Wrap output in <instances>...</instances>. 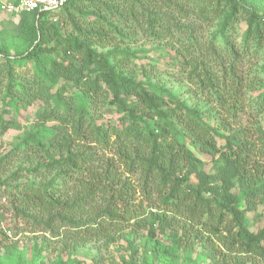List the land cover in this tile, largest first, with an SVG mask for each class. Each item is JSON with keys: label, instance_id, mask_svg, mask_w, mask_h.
Here are the masks:
<instances>
[{"label": "trees", "instance_id": "1", "mask_svg": "<svg viewBox=\"0 0 264 264\" xmlns=\"http://www.w3.org/2000/svg\"><path fill=\"white\" fill-rule=\"evenodd\" d=\"M20 15L17 33L0 31V87L27 97L60 87L56 134L15 148L43 159L12 175L39 178L11 187L14 208L71 227L75 248L124 240L133 264H180L177 251L197 244L222 264H264V225L253 232L247 216L264 204V126L231 119L248 107L264 114V90L247 99L262 81L239 67L264 59V0H68ZM176 19L191 44L172 30ZM204 28L214 33L202 45ZM139 32L168 39L177 65L192 68L188 80L207 91L203 102L189 104L138 57ZM194 50L203 57L189 58ZM67 85L77 97H65ZM195 150L216 159L214 172Z\"/></svg>", "mask_w": 264, "mask_h": 264}, {"label": "rangeland", "instance_id": "2", "mask_svg": "<svg viewBox=\"0 0 264 264\" xmlns=\"http://www.w3.org/2000/svg\"><path fill=\"white\" fill-rule=\"evenodd\" d=\"M20 20V14H7L0 11V31L6 35L17 33ZM179 23L181 21L178 19L174 20L172 30L191 44L193 42L189 35L191 31L184 28L187 27L185 22ZM244 28L245 25L242 24L240 31H243ZM213 33V28L202 29L198 36L199 43L202 45L207 43ZM167 40H158L147 36L144 32H139L135 39L136 42L131 43L130 47L132 50L139 51V58H146L156 63L153 65H157L159 68V78L173 91L180 89V96L186 98L189 104H195L197 101L203 102L207 91L200 92V89L188 80L191 66L186 65L181 69L177 65L181 58H174L176 55L174 49L165 48L164 43ZM176 46L178 47L179 44ZM192 53L193 56H188L189 58L198 53L203 57L201 51L194 50ZM210 58H212L211 54ZM215 64L217 65V62ZM239 67L245 75L256 76L262 81L261 90L250 92L247 95L248 101L251 98L256 100L257 95L264 90V59L244 62ZM62 84L64 85L63 82H61ZM58 87L60 85L47 90L43 89L41 93L31 94L29 97L21 93L8 95L5 86L0 87V161L4 159L0 165V264H16L17 259L33 261L35 264H133L130 259L132 250L129 249L128 242L124 240L115 242L90 240L85 245L75 248L73 247L74 239L71 227L58 228L57 221L47 223L46 218L36 217L34 211L24 216L14 208L11 202L10 189L12 186L39 179L29 175L13 180L12 175L17 168L29 166L26 159H31V157L43 159V156L35 151L30 154H26L25 151L17 154L14 151L24 140L32 141V135H37L44 141L49 138L47 140L49 141L56 134L57 122L51 115V111L57 106ZM66 88L65 97H77V90L73 86L67 85ZM106 115L114 119L119 117L115 111H106ZM255 115H257L256 112L248 107L246 111L240 112L236 118L232 117L231 119L237 123L240 122L243 126L252 125L255 121H259L264 126V114ZM195 153L202 159V168L205 171L210 173L215 171L216 159L196 150ZM247 216L250 229L257 232L264 225V204H260L253 211L248 212ZM8 230H11V235H8ZM146 233L144 230L143 237L137 239L135 244H139L140 241L144 242ZM160 238L167 246L171 245V235L162 234ZM177 254L182 258L180 264H222L221 254H218L217 258L210 256L201 247V244H197L192 251L186 252L179 249ZM135 259V264H141V258L136 256Z\"/></svg>", "mask_w": 264, "mask_h": 264}, {"label": "built area", "instance_id": "3", "mask_svg": "<svg viewBox=\"0 0 264 264\" xmlns=\"http://www.w3.org/2000/svg\"><path fill=\"white\" fill-rule=\"evenodd\" d=\"M68 0H0V11L21 14L34 10L52 11L64 7ZM11 235V230L7 231Z\"/></svg>", "mask_w": 264, "mask_h": 264}]
</instances>
